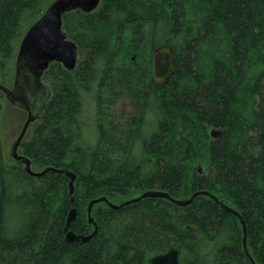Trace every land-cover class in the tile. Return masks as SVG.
I'll return each instance as SVG.
<instances>
[{
  "label": "trees",
  "instance_id": "16d2710c",
  "mask_svg": "<svg viewBox=\"0 0 264 264\" xmlns=\"http://www.w3.org/2000/svg\"><path fill=\"white\" fill-rule=\"evenodd\" d=\"M54 1L0 0L1 84ZM99 1L63 16L79 63L50 65L52 95L21 154L34 172L76 175L69 230L80 236L95 231L88 208L103 197L117 205L155 190L180 201L205 191L219 202H101L91 213L97 234L69 242L70 177L30 176L6 160L0 137V264H149L173 245L180 264H252L242 221L250 255L264 264V0ZM164 45L176 69L159 88L152 52Z\"/></svg>",
  "mask_w": 264,
  "mask_h": 264
},
{
  "label": "water",
  "instance_id": "95a60500",
  "mask_svg": "<svg viewBox=\"0 0 264 264\" xmlns=\"http://www.w3.org/2000/svg\"><path fill=\"white\" fill-rule=\"evenodd\" d=\"M99 2V0H55L46 12L27 30L20 43L15 62V76L12 88H8L0 83V91L5 95L6 99L13 106L19 107L28 114L22 130L12 146V158L16 162L25 165L27 174L34 178H41L50 171L64 173L70 177L69 188L72 208L65 228L66 239L69 242H87L97 234L98 228L91 216L95 204L104 202L114 209L120 208L121 205H114L105 197L93 200L89 204L88 216L89 222L95 226V231L87 237L75 234L69 228L78 215L74 195L76 175L66 169L58 170L53 167L41 172H34L31 168V160L19 154V148L30 126L39 118V113L45 108V86L42 82L44 72L49 69L52 63L61 64L69 71L75 70L78 66V46L69 39L67 32L63 28V16L77 9L92 11L98 7ZM173 52V48L170 45H164L153 50L151 82L154 86L161 88L168 85L170 76L176 69V60ZM35 97L40 98V101H36ZM199 195H207L216 202H219L215 196L205 191L195 193L189 200L180 201L173 199L168 193L158 190L146 192L130 202H137L143 198H165L175 205L184 207L191 204ZM222 205L226 211L239 216L235 210L224 204ZM242 224L244 228V252L252 264H256L247 247V231L243 221ZM187 229L194 233L198 231V228L192 225L187 226ZM179 257L180 250L176 245H173L166 253L150 258L148 263L180 264Z\"/></svg>",
  "mask_w": 264,
  "mask_h": 264
},
{
  "label": "rangeland",
  "instance_id": "374dc122",
  "mask_svg": "<svg viewBox=\"0 0 264 264\" xmlns=\"http://www.w3.org/2000/svg\"><path fill=\"white\" fill-rule=\"evenodd\" d=\"M25 24L24 31L28 29V25ZM17 57V56H16ZM16 57L12 60L9 61V64L13 68L12 72V79L9 82L8 88H12L13 82H14V75H15V62H16ZM51 82H49L46 79H43V84L45 86V103L49 100V98L52 95V88H51ZM3 96L0 97V103H1V112H0V137L2 140L3 144V150L4 154L6 157V160L9 162H13L14 159L11 156V150L14 142L18 138L26 120H27V113L26 111L20 109L19 107L13 106L5 97L4 94ZM36 101H40V98L35 97ZM121 109V104L117 105V110ZM44 109L39 113V117L41 116L42 112ZM91 122V121H90ZM90 126V125H89ZM32 127V126H31ZM30 130L29 129L25 139L28 140L30 137ZM87 135L90 139H93L95 137V134L92 129H88ZM19 154H21V151H19ZM22 155V154H21ZM132 198H120L118 201L115 203L117 205L121 204L122 202H127L131 200Z\"/></svg>",
  "mask_w": 264,
  "mask_h": 264
},
{
  "label": "flooded vegetation",
  "instance_id": "af4514ba",
  "mask_svg": "<svg viewBox=\"0 0 264 264\" xmlns=\"http://www.w3.org/2000/svg\"><path fill=\"white\" fill-rule=\"evenodd\" d=\"M78 60H79V52H78ZM49 68H50V67H49ZM48 70H49V69H48ZM48 70H47V71H48ZM47 71H45L44 74H43L42 82H43V79H44V77H45V73H46ZM26 113H27V112H26ZM27 115H28V114H27ZM36 121H37V120H36ZM36 121H35V122H36ZM35 122H34V123H35ZM31 126H32V125H31ZM31 126H30V128H31ZM30 128H29V129H30ZM28 131H29V130H28ZM20 148H21V146H20ZM20 148H19V151H20ZM133 257H136V254H135V256L133 255Z\"/></svg>",
  "mask_w": 264,
  "mask_h": 264
},
{
  "label": "bare ground",
  "instance_id": "6f19581e",
  "mask_svg": "<svg viewBox=\"0 0 264 264\" xmlns=\"http://www.w3.org/2000/svg\"><path fill=\"white\" fill-rule=\"evenodd\" d=\"M70 229V228H69Z\"/></svg>",
  "mask_w": 264,
  "mask_h": 264
}]
</instances>
